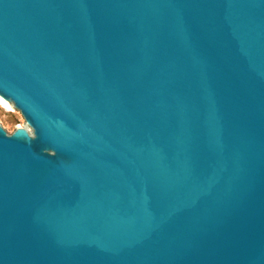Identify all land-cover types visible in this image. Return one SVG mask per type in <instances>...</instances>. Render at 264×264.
I'll return each mask as SVG.
<instances>
[{"label":"water","instance_id":"water-1","mask_svg":"<svg viewBox=\"0 0 264 264\" xmlns=\"http://www.w3.org/2000/svg\"><path fill=\"white\" fill-rule=\"evenodd\" d=\"M0 264H264V0H0Z\"/></svg>","mask_w":264,"mask_h":264},{"label":"rangeland","instance_id":"rangeland-1","mask_svg":"<svg viewBox=\"0 0 264 264\" xmlns=\"http://www.w3.org/2000/svg\"><path fill=\"white\" fill-rule=\"evenodd\" d=\"M0 124L8 133H13L18 125H25V120L19 111L0 102Z\"/></svg>","mask_w":264,"mask_h":264}]
</instances>
